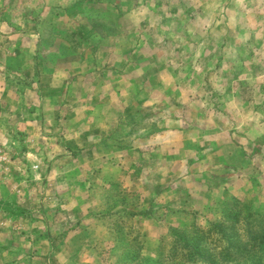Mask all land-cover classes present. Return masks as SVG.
<instances>
[{"label": "rangeland", "instance_id": "rangeland-1", "mask_svg": "<svg viewBox=\"0 0 264 264\" xmlns=\"http://www.w3.org/2000/svg\"><path fill=\"white\" fill-rule=\"evenodd\" d=\"M29 31L44 61L115 69L118 107L145 82L182 133L159 163L70 148L12 60ZM0 264H264V0H0Z\"/></svg>", "mask_w": 264, "mask_h": 264}, {"label": "crops", "instance_id": "crops-1", "mask_svg": "<svg viewBox=\"0 0 264 264\" xmlns=\"http://www.w3.org/2000/svg\"><path fill=\"white\" fill-rule=\"evenodd\" d=\"M30 22L35 25L36 21ZM36 23L40 26L38 21ZM21 37L23 42H19L17 50L12 53L15 68H19L21 73L37 75L35 81L38 84L43 82L49 84V89L54 91L53 100H59L58 106L64 111L62 120L69 125L67 134L63 131L64 140L69 139L70 148L79 145L78 153L82 151L85 154L92 153L95 157L99 156L101 163L103 154H115L120 149L125 152L127 159L133 153H139L143 155L145 161L154 155L159 163L165 150L172 147L169 134L177 133L179 136L182 134L178 129H167L165 123L172 119V116L163 115V119H160L145 107V82L141 85L133 84V90L137 86L144 88L141 93L133 91L130 95L139 99L127 101L128 103H125L127 107H118V91L124 86L119 87L118 72L115 69L109 67L102 73L103 71L97 69L95 59L85 61L79 58L71 63L69 54L64 52V49L55 51L44 61L38 52L35 53L34 49L27 48V44L31 43L33 38L38 39V32L35 35L29 31ZM51 42L55 44L59 41L51 40ZM4 65L6 66V63ZM104 74L105 77L102 78ZM23 87L26 92L33 89L31 85H23ZM82 106L84 114L76 115L72 108ZM94 109H98L99 112L94 113ZM119 110L121 113L124 111V115L119 116ZM64 116H67L66 120ZM127 124L132 127H128ZM153 124L156 125V131L151 129ZM80 146L89 148L86 152ZM66 149L69 147L65 146L59 150L68 153ZM114 162L113 160L109 162L111 168H114Z\"/></svg>", "mask_w": 264, "mask_h": 264}]
</instances>
